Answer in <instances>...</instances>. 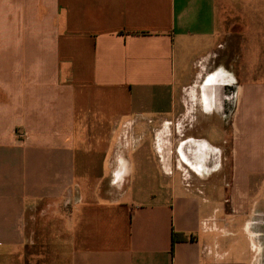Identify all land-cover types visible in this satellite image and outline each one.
Wrapping results in <instances>:
<instances>
[{
	"label": "crops",
	"instance_id": "obj_1",
	"mask_svg": "<svg viewBox=\"0 0 264 264\" xmlns=\"http://www.w3.org/2000/svg\"><path fill=\"white\" fill-rule=\"evenodd\" d=\"M0 264H264V0H0Z\"/></svg>",
	"mask_w": 264,
	"mask_h": 264
},
{
	"label": "trees",
	"instance_id": "obj_2",
	"mask_svg": "<svg viewBox=\"0 0 264 264\" xmlns=\"http://www.w3.org/2000/svg\"><path fill=\"white\" fill-rule=\"evenodd\" d=\"M186 236L185 235H177V234H174L173 235V241L177 240V239H185Z\"/></svg>",
	"mask_w": 264,
	"mask_h": 264
},
{
	"label": "built area",
	"instance_id": "obj_3",
	"mask_svg": "<svg viewBox=\"0 0 264 264\" xmlns=\"http://www.w3.org/2000/svg\"><path fill=\"white\" fill-rule=\"evenodd\" d=\"M21 135H22V136H24V135H25V133H22Z\"/></svg>",
	"mask_w": 264,
	"mask_h": 264
}]
</instances>
